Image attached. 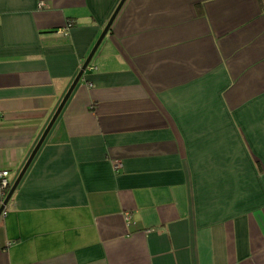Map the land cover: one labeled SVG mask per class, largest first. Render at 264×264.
<instances>
[{
	"label": "crops",
	"instance_id": "obj_1",
	"mask_svg": "<svg viewBox=\"0 0 264 264\" xmlns=\"http://www.w3.org/2000/svg\"><path fill=\"white\" fill-rule=\"evenodd\" d=\"M120 2L0 0L12 182ZM0 264H264V0H127L0 217Z\"/></svg>",
	"mask_w": 264,
	"mask_h": 264
},
{
	"label": "water",
	"instance_id": "obj_2",
	"mask_svg": "<svg viewBox=\"0 0 264 264\" xmlns=\"http://www.w3.org/2000/svg\"><path fill=\"white\" fill-rule=\"evenodd\" d=\"M127 0H121V2L119 3L116 11L114 12V14L112 15L111 19L109 20L107 26L105 27L102 35L100 36V38L98 39L96 45L94 46L93 50L91 51L89 57L87 58V60L85 61L84 65L82 66L79 74L77 75V77L75 78L74 82L72 83L71 87L69 88V90L67 91L66 95L64 96L61 104L59 105L56 113L54 114V116L52 117L49 125L47 126V128L45 129L43 135L41 136L40 140L38 141L37 145L35 146L33 152L31 153L27 163L25 164V166L23 167L22 171L20 172L19 176L17 177V179L14 181L7 197L5 198L3 204L0 207V217L2 216V214L5 211L6 206L8 205V203L10 202V200L12 199L15 191L17 190L19 184L21 183L23 177L25 176L28 168L30 167L32 161L34 160L35 156L37 155L38 151L40 150V148L42 147L43 143L45 142L49 132L51 131L52 127L54 126V124L56 123L58 117L60 116L62 110L64 109L66 103L68 102V100L70 99L71 95L73 94L75 88L77 87V85L79 84V82L81 81L85 71L88 69L89 65L91 64V61L94 57V55L96 54L98 48L100 47L101 43L103 42L104 38L106 37V35L108 34L110 28L112 27L113 23L115 22L117 16L119 15L121 9L123 8L125 2Z\"/></svg>",
	"mask_w": 264,
	"mask_h": 264
},
{
	"label": "built area",
	"instance_id": "obj_3",
	"mask_svg": "<svg viewBox=\"0 0 264 264\" xmlns=\"http://www.w3.org/2000/svg\"><path fill=\"white\" fill-rule=\"evenodd\" d=\"M74 23H68L66 30H70L73 28ZM64 30V31H66ZM120 167L119 163H115V168L118 169ZM14 182L11 180V172L7 169L0 171V207L3 204L5 198L7 197L12 185ZM3 215V214H2Z\"/></svg>",
	"mask_w": 264,
	"mask_h": 264
}]
</instances>
